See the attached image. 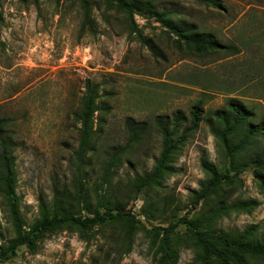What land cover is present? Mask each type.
Here are the masks:
<instances>
[{"label":"rangeland","instance_id":"obj_1","mask_svg":"<svg viewBox=\"0 0 264 264\" xmlns=\"http://www.w3.org/2000/svg\"><path fill=\"white\" fill-rule=\"evenodd\" d=\"M122 2L134 14L116 0H0V119L11 146L7 170L0 160V264H264V0ZM166 24L238 51L195 52ZM86 80L98 96L78 162ZM231 100L263 127L247 145L215 117ZM193 107L200 121L183 137ZM176 112L185 122L165 143L155 118ZM127 120L145 124L134 142ZM164 149L160 175L141 186ZM107 211L121 217L64 223L12 247L53 212Z\"/></svg>","mask_w":264,"mask_h":264},{"label":"trees","instance_id":"obj_2","mask_svg":"<svg viewBox=\"0 0 264 264\" xmlns=\"http://www.w3.org/2000/svg\"><path fill=\"white\" fill-rule=\"evenodd\" d=\"M117 3L124 7L129 14H134V8L122 0H116ZM198 3L210 6L215 9H219L220 5L217 0H195ZM168 28L175 32L178 37V43L182 42L190 46L195 52H207V51H225L228 54L237 53V48L233 45H222L215 41L210 35L197 34L194 32L193 27H178L179 30L173 27L171 24H166ZM83 92L79 99V107L75 113V121L78 124L76 129L78 135V145L75 152L78 162H82L85 154L88 151L89 141L94 133V114L96 112V98L98 96V86L92 83L90 80H86L83 88ZM201 111L198 107H193L189 112V121L187 127L182 130V135L185 137L188 133L197 129L200 121ZM215 117L217 121L224 125V134L232 133L234 131L241 132L240 143L247 145L251 140L256 138L263 131L262 125L253 124L249 122L251 113L241 104L238 100H231L228 104L226 111L216 113ZM185 122L184 116L180 112L174 113L171 117H157L155 118V126L161 133L165 143L171 136L177 134L181 125ZM6 120L0 119V160L5 165L7 170V163L9 162L6 154L10 149V141L5 134ZM127 127L129 133H131L130 141L134 142L144 131L145 124L134 122L133 120H127ZM128 146L117 149L109 158V164L106 170L108 171L114 165L115 162L125 153ZM264 156V143L262 146ZM167 150L164 149L160 160L157 162L156 167L150 174L143 175L141 186L147 185L149 182L157 179L160 175L163 162ZM8 173V172H7ZM6 173L4 177L5 191L9 198H12V179ZM119 214H112L107 211L104 214H96L95 218H85L83 220L72 218H58L56 213L53 212L50 218L44 217L43 220L33 227L32 232L28 236L19 237L12 243V247L17 245L26 244L32 245V240L43 232L55 228L64 223H72L75 226L86 229L96 223H106L120 218Z\"/></svg>","mask_w":264,"mask_h":264}]
</instances>
